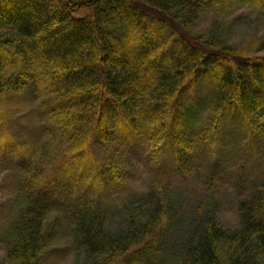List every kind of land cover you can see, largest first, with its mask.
<instances>
[{
    "label": "trees",
    "instance_id": "trees-1",
    "mask_svg": "<svg viewBox=\"0 0 264 264\" xmlns=\"http://www.w3.org/2000/svg\"><path fill=\"white\" fill-rule=\"evenodd\" d=\"M198 3L204 0H0V63L11 70L0 76V95L28 90L37 101L40 133L73 145L50 178L30 194L24 192L28 208L9 249L12 264L39 263L37 221L48 201L47 186H54L56 174H73L70 161L80 175L88 171L82 155L99 139L121 145L134 159L127 142L133 133H145L149 162L173 155L181 168L192 146L185 141L180 119L187 115L179 105L199 78L211 81L217 105L238 112L248 133L264 135V58L231 54L222 42L196 41L168 12L187 13ZM36 45L43 48L36 50ZM214 124L210 118L200 125L205 137L212 136L214 129L208 128ZM7 138L3 133L0 143ZM37 144L23 146L25 170ZM97 159L89 172L122 181ZM210 207L200 203L193 208L178 245L167 240L176 222L175 204L157 192L133 206L113 234L91 207L78 210L73 223L92 264H158L166 252L174 253L177 264H264V186L239 201L234 228L222 226Z\"/></svg>",
    "mask_w": 264,
    "mask_h": 264
},
{
    "label": "rangeland",
    "instance_id": "rangeland-1",
    "mask_svg": "<svg viewBox=\"0 0 264 264\" xmlns=\"http://www.w3.org/2000/svg\"><path fill=\"white\" fill-rule=\"evenodd\" d=\"M244 1L204 0L190 12L184 13L178 8L168 12L183 23L196 41L206 44L222 42L231 54L251 59L264 58V3ZM110 21L106 25L108 28ZM59 43L57 41L54 46ZM42 48L35 46L36 50ZM5 66L0 63V76L11 72ZM217 104L216 90L205 78H199L197 86L182 95L179 107L186 111L187 116L180 119V123L190 132L186 133L188 137L209 118L216 121L217 128L211 148L192 140V155L184 166L185 173L175 169L168 157H163L157 164L143 160L147 152L146 135L133 133L130 154L134 159L126 156L121 145L116 146L104 138L99 139L92 150L95 158L108 163L122 182L110 183L102 172L100 175L89 172V167L80 175L75 161H70L73 174L62 172L58 177L54 175V186L49 184L45 193L48 205L45 202V210H41L37 221L41 238H38L35 249L39 257L37 264H92L94 259L86 257L87 251L79 244L73 223L82 204H91L102 214L104 230L113 234L118 231L123 216L130 213L128 209L136 206L144 195L152 192L163 194L166 199H171L177 210L172 216L176 222L167 237L168 242L175 245L187 231L193 208L200 203L216 210L217 220L222 226L236 227L240 220L237 212L239 201L247 199L264 185V135L248 133L238 112L232 108L224 110ZM0 110L4 111V116L0 117V136L4 133L8 137L5 144L0 143V264H12L8 257L9 249L16 241L17 227L28 208V197L24 192L30 194L33 186L37 183L42 185L41 182L50 178L61 165L65 151L73 145L69 141L65 145V142L40 133L42 121L37 101L28 90L0 95ZM187 119L189 123L185 126ZM122 137L118 134L119 139ZM35 141L38 142L37 151L31 167L25 170L24 148ZM34 148L35 145L28 152L29 157ZM178 153L179 150L173 152L174 155ZM82 157L87 165L93 164V157L84 154ZM21 181L24 186L20 185ZM176 224L183 228L174 227ZM175 257L174 253L166 252L158 264H177Z\"/></svg>",
    "mask_w": 264,
    "mask_h": 264
}]
</instances>
